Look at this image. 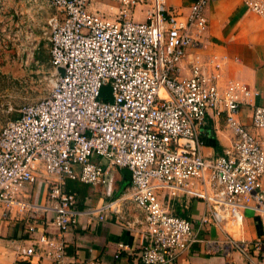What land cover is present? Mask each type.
<instances>
[{"label": "built area", "instance_id": "1", "mask_svg": "<svg viewBox=\"0 0 264 264\" xmlns=\"http://www.w3.org/2000/svg\"><path fill=\"white\" fill-rule=\"evenodd\" d=\"M93 1L44 0L57 14L46 24L49 90L0 127V208L23 217L29 237L52 214L48 223L56 236L40 232L31 241L45 250L42 259L70 264L64 235L78 217L93 219L114 203L78 210L65 181L102 187L112 169H123L145 224L140 263L171 264L199 242L192 224L163 205L165 198L185 196L203 203L199 224L224 231L226 245L257 264L248 245L225 227L239 233L247 210L264 221V147L254 134L264 129V108L253 107L250 125L240 124L239 108L254 93L223 81L225 56L199 50L207 42L205 13L213 0H190L183 13L166 0H97L115 3L114 18L89 12ZM241 2L264 19V0ZM142 4L145 21L129 20ZM103 87L107 100L100 98ZM207 113L223 115L231 143L204 159L199 128ZM37 173L47 181L40 205L24 201ZM207 245L206 253H214L215 243ZM17 256L28 262L33 246Z\"/></svg>", "mask_w": 264, "mask_h": 264}, {"label": "crops", "instance_id": "2", "mask_svg": "<svg viewBox=\"0 0 264 264\" xmlns=\"http://www.w3.org/2000/svg\"><path fill=\"white\" fill-rule=\"evenodd\" d=\"M190 0H166V6L176 12H184ZM87 10L107 18H114L116 5L112 2L93 1ZM147 4L134 7L128 19L145 21ZM207 42L202 53H215L226 57L223 81L244 84L251 91L245 105L239 108L237 119L245 127L250 125L253 107L264 108V19L248 12L241 0H213L206 9ZM57 14L46 7L44 0H0V85L5 80L30 81L33 73H50L47 22ZM3 46H5L3 48ZM7 48L6 50H4ZM25 60L23 62V58ZM32 63L34 70L18 63ZM37 69V70H36ZM57 72V68L55 69ZM0 102V127L8 119L17 117V110L7 111ZM254 134L264 147V129ZM204 159L221 155L230 146L231 134L224 125L223 115L207 113L199 128ZM102 163V162H101ZM47 181L37 173L36 182L25 194L24 201L43 204ZM65 190L75 194L78 210L93 208L113 201L115 211H104L93 219L78 217L74 226L64 235L65 253L70 264H142L137 254L141 249V234L145 224L141 213L130 200L128 172L112 169L107 183L102 187H90L74 181H65ZM168 213L184 218L192 224L193 235L199 242L175 257L171 264H248L247 260L225 243L226 234L213 226L199 224L204 213L201 201L185 196L163 199ZM52 214L47 213L38 221L37 232L31 237L26 233L27 223L22 216L5 215L0 208V264H51L44 255L43 247L31 240L40 232L55 237V229L48 223ZM237 241L248 245L253 262L264 264V221L251 211H244L239 233L228 230ZM215 243L216 250L206 253ZM125 248L117 250V245ZM33 246L34 256L28 262L18 258L20 249Z\"/></svg>", "mask_w": 264, "mask_h": 264}, {"label": "rangeland", "instance_id": "3", "mask_svg": "<svg viewBox=\"0 0 264 264\" xmlns=\"http://www.w3.org/2000/svg\"><path fill=\"white\" fill-rule=\"evenodd\" d=\"M24 60L25 57L23 58V62ZM23 62L21 64L18 63L19 67L24 66V68L28 67L31 70L35 69V65L31 62L28 63V65L23 64ZM1 64L2 62L0 58V65ZM57 73L62 74L63 68L59 67ZM47 80L48 73L41 74L40 72L31 74L30 81L27 83L13 79L5 80V83L0 85V102H4V106L9 108L10 112H12L13 110H18L21 106L27 103L38 101L48 93L49 83Z\"/></svg>", "mask_w": 264, "mask_h": 264}, {"label": "trees", "instance_id": "4", "mask_svg": "<svg viewBox=\"0 0 264 264\" xmlns=\"http://www.w3.org/2000/svg\"><path fill=\"white\" fill-rule=\"evenodd\" d=\"M106 93H107V88H106V87H103V88L100 90V98H101L102 100H107ZM71 193H72V192H71Z\"/></svg>", "mask_w": 264, "mask_h": 264}, {"label": "water", "instance_id": "5", "mask_svg": "<svg viewBox=\"0 0 264 264\" xmlns=\"http://www.w3.org/2000/svg\"><path fill=\"white\" fill-rule=\"evenodd\" d=\"M59 68V67H58ZM58 68H57V71H58Z\"/></svg>", "mask_w": 264, "mask_h": 264}]
</instances>
